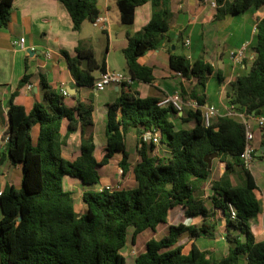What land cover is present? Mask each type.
<instances>
[{
    "label": "trees",
    "instance_id": "1",
    "mask_svg": "<svg viewBox=\"0 0 264 264\" xmlns=\"http://www.w3.org/2000/svg\"><path fill=\"white\" fill-rule=\"evenodd\" d=\"M15 0H0V27L11 21ZM69 11L73 27L80 31L85 21L102 15L99 0H60ZM173 0H117L121 21L132 24L139 6L152 4V16L142 30L128 35L123 49L126 71L134 80L155 81L154 67L139 58L160 46L173 23ZM205 1V0H200ZM213 19L222 21L264 6V0H216ZM254 59L244 60L248 70L239 73L226 88L227 99L249 114H264V17L257 19ZM179 34L178 40H182ZM108 51V47H107ZM70 70L80 86L94 87L95 70H106V55L99 62L93 47H77V55L63 51ZM248 53V52H247ZM247 55V54H246ZM83 58L88 59L84 67ZM171 70L191 82L181 86L184 97L206 102L209 78L221 69L203 57L191 60L185 53L170 51ZM27 76L21 84L27 82ZM118 97L108 104L102 158L95 155V98L77 97L69 107L65 96L43 81V99L32 109L14 100L9 103L6 150L13 164L22 167V184L6 187L0 195V264H127L122 250L127 245L129 228L133 241L144 231H156L168 222L170 212L180 207L188 217L201 216L198 223L170 224L168 233L148 240L135 264H264V240H258L251 220L261 211L256 191L257 179L241 160L246 145V126L235 117L219 116L206 126L201 108L189 109L184 121L195 120L191 128H178L172 120L178 115L173 106H159L160 98L143 97L131 85L121 84ZM66 124V127H64ZM81 131L80 152L75 159L64 156L62 146L69 136ZM255 133V155L264 146V128ZM136 134L137 160L132 164L127 149V134ZM146 131L160 132L165 153H155L157 144L145 141ZM259 143H256V137ZM123 153L119 162L123 174L131 173L136 185H121L109 190L85 189L86 209L76 210L73 192L65 188V177L78 178L85 185L101 181V168L110 163L115 152ZM216 154L210 167L206 157ZM263 157V155L261 156ZM215 160L226 169L212 178ZM208 186L212 194H200ZM210 203V205L207 204ZM223 222L228 252L216 258L202 248L199 238L215 239ZM186 237V242L181 239Z\"/></svg>",
    "mask_w": 264,
    "mask_h": 264
},
{
    "label": "crops",
    "instance_id": "2",
    "mask_svg": "<svg viewBox=\"0 0 264 264\" xmlns=\"http://www.w3.org/2000/svg\"><path fill=\"white\" fill-rule=\"evenodd\" d=\"M99 1L100 6L103 10L102 15L107 19L105 29H101L106 34L109 40L107 51L108 55L106 56V68L112 70L126 71L127 62L123 53V49L128 44V35H133L136 32L142 30L143 27L149 22L152 16V4L151 2H148L144 5L139 6L136 10V18L134 23L124 24L121 21L117 0ZM197 1L200 0L172 1V10L174 12V15L173 23L169 32L166 34V37L163 39L162 43L158 48L151 50L149 53L139 58V62L141 64H149L153 66L155 74V81L153 83L135 80L131 85L132 90L139 91L141 96H156L162 99L167 93L175 92L177 90H180L182 92V85L187 88H192L191 82L188 81L190 85L189 86L186 82L187 79L183 78L178 73L170 69L168 57L170 51L178 53L175 49L172 48L171 45L177 41H180L178 40L179 34H182V36L187 34V30L192 23L195 24V26L193 28H189V30L194 31L197 27V23L207 24L209 22L207 17L203 18L202 21H200L201 14H199V17L198 14H192V6H194L195 2ZM212 1L214 0H205L200 2H209V4L213 7ZM206 8L207 7L205 6L204 9ZM253 12V18L256 19L257 23L258 18L264 17V6L259 9L255 8ZM214 13L215 12H213L210 16V21H215L219 23L226 22L230 19L229 15L226 19L222 21H216L213 19ZM197 19L199 21H197ZM85 22L83 23L80 31L75 30L73 27L71 15L67 10L66 6L60 0L14 1L11 21L9 25L0 27V135L7 128V118L10 101L14 100L15 102L23 104L27 110L32 109L36 102L41 101L43 99V81L48 82L51 86L54 87V89L58 93H61V89H66L68 91V94L64 95V100L69 107L76 106L78 96L87 98L89 95L92 94L93 91L97 93V95L100 93V91H96L94 87L92 88L80 86L76 82L70 70L68 59L63 53V51L66 50L71 56L77 55V47L80 42H82L84 46L86 45L95 49L93 43L89 41L91 38L90 35L85 32ZM240 22H242L243 24V27L241 29L243 33L238 39V42L240 44L236 49L240 48L246 42L251 43V40L249 39V37H247L250 31L253 35L252 40H255L256 38V32L254 31L255 27L251 25L250 19L241 18ZM217 23L213 25H216ZM220 32L221 31L219 29L210 30L207 37L211 40V42H213L211 44L216 45L217 39H219L218 34ZM115 35L119 39V41L114 40ZM194 35L195 34H193V36ZM187 38L191 39V37ZM20 39L25 40L24 46L14 44L15 40ZM192 44L193 40L191 39L190 47H184L185 54L189 55ZM111 46L115 48V51H121L123 55L122 61L118 65H113L111 63ZM30 49L33 50V52L29 51ZM48 50L51 52L50 57L46 55V52ZM162 52H165V55L162 54ZM210 52L220 53V68L214 62L212 63L214 64L217 70L221 69L223 71L225 79H223V81L221 82L219 81L220 88L222 89V85L225 81L232 80L235 77L233 76V72H230V65L226 67L227 73L226 70L222 68V62H227L226 64H228L229 62V60L224 59V52H220L219 48H215ZM189 56L191 60H195L196 58H198L195 53L194 59H192L191 55ZM246 56L250 59H247L248 61H252L254 59L255 53L253 48L251 52L248 51ZM204 57L207 59V56ZM231 63L234 66H239V68L246 69V71L248 70V66L246 65L247 61L245 60H243L240 64H234L232 61ZM101 73L102 71L98 75L95 74L96 77L99 78ZM215 74L217 76V73ZM215 74H213L212 76H214ZM24 76H27L28 80L24 84H21V80ZM28 83L33 84V89L30 90L27 88ZM107 88L109 89V95L107 96L106 103L108 105L110 102H113L118 97L120 86L109 85ZM107 88L105 90H107ZM198 91H201V94H206V102L212 104L216 103L215 101H210V98L207 96L205 90H202L201 88L199 90L198 88ZM221 92L222 94L215 105L218 104V107L224 108L226 103L224 102L222 96L224 93H226L227 95V92L226 89H222ZM190 99L194 98L191 97ZM95 105L96 110L94 132L98 116V106L96 101ZM178 115L181 116V114ZM174 117L175 115L172 116V120L174 119ZM96 134L97 133H95V135ZM95 138L97 142L95 155L100 160L105 151L104 139L98 138V136H95ZM80 146L81 131L79 129L73 132L67 139L66 143L63 144L62 150L64 156L68 159H75L80 152ZM160 148L161 146L158 148L159 154L161 153ZM260 148L261 151H258L255 155V161L252 166V171L257 179L259 186L258 190L256 191V194L261 202V211L256 217L251 220V225L256 234L257 239L264 240V235L261 232L262 228L264 227V146ZM164 151L167 152V148H164ZM257 154L258 156L259 154H262L263 157L258 159ZM122 158V152H115L110 162L114 161L117 164L118 172L116 177H106L103 175L101 177L102 184L98 187L94 185V189H101L104 185L121 186L123 185V183H125L127 177L131 173H128L126 175L121 173L122 168L120 167L119 162L122 160ZM134 162L135 161H132V164H134ZM10 163L11 161L8 158V151L4 147L0 148V191H3L6 187L12 184L16 185L15 181L12 178L15 174V168H13V166L10 167ZM15 167H17L18 169L22 168L20 164H17V166ZM8 168L10 172L9 174L6 173ZM223 172L224 170H222L221 174ZM257 174L260 176V180L257 177ZM67 179L68 176L65 177V180ZM115 180L116 182L113 183ZM73 186L74 185L71 182H69L68 185L65 184V188L70 191ZM84 187L85 189L90 188L87 186ZM79 193H81L82 198L83 191ZM211 194V189L206 186L204 191L200 195L203 198H208V196H210ZM81 209V211H78V209L76 210L79 213H82L86 209V204H83ZM1 217L2 211L0 207V219ZM200 221L194 220L191 223H198ZM222 226L224 229L223 222ZM260 233L261 236H259Z\"/></svg>",
    "mask_w": 264,
    "mask_h": 264
},
{
    "label": "rangeland",
    "instance_id": "3",
    "mask_svg": "<svg viewBox=\"0 0 264 264\" xmlns=\"http://www.w3.org/2000/svg\"><path fill=\"white\" fill-rule=\"evenodd\" d=\"M209 2L204 3V2L197 1V2H195V5L192 6V14L193 15L198 14V17H199V14H201V20L200 21H202L203 18L207 17L209 22L207 24L197 23V27L194 31L189 30V28H193L195 26V24L192 23L187 30V34L183 35V39L175 42L171 46L178 53H184L185 52L184 47H190V46H187L185 44V39L187 37H191V39L193 40V44L191 45L189 55L192 56V59H194V53L198 57L205 58L204 56H207V59L209 61L214 62L220 68V63H219V60L221 59L220 53L219 52H216V53L210 52L211 50H213L215 48H219L220 52H224V54H223L224 59L229 60L228 64H226L227 62H222V68H224L226 70V67L228 65H230V72L231 73L233 72V76L235 77L237 75V73L245 72L246 69L239 68V66H234L231 63L232 59L230 56V52L233 49H236L238 47V45L240 44L238 42V39L241 37V35L243 33L241 30L243 27V24H242V22H240V19L241 18H248L251 21L250 22L251 25L254 27L256 26V19L253 18V14H254L253 11L255 8H251L249 11L241 13V14L230 15L229 16L230 19L228 21L217 23L215 21H210V16L212 15L213 12H215L216 7H214V6L212 7L209 4ZM205 6L207 7L206 9H204ZM197 21H199V20L197 19ZM215 23H217V24L213 25ZM84 26H85V32H87L91 37L89 41H91V43H93V45L96 49V50L94 49V51L96 52L95 56L97 57V60L99 62H101L103 60L104 56L108 55L107 47L109 44V40H108L106 34L101 30V28L95 27L92 22L86 21ZM212 29H219L221 31L218 34L219 39H217L216 45L211 44L213 42H211V40L208 39V37H207L208 33ZM191 32L195 35L193 36V34ZM247 37H249V39L251 40V43H250L251 45L248 49V51L251 52L252 48H253V44L255 43V40L254 39L252 40L253 35L251 34V31L248 33ZM114 40L119 41V39L116 37V35L114 36ZM116 48H117V46H116ZM111 49H112L111 55H110L111 63L113 65H118L122 61L123 55H122L121 51H115V48L113 46H111ZM187 52H188V50H187ZM162 54L165 55V52H162ZM246 58L248 60H250L249 57L246 56ZM121 70H123V69H121ZM100 72H101L100 69L95 70L96 75H98ZM226 73H227V70H226ZM219 81L220 80H218V78L215 74L214 76H211L209 78L208 84L205 88V91L207 93V96L210 98V101H215L216 103L222 94V92H221L222 89L220 88ZM186 82L189 85L188 80H186ZM199 90H200V88H199ZM93 94H94V98H95V101L97 102V106H98V113H97L98 116H97L95 133H97L96 136H98V138L105 139V137H106L105 136V125H106V121H107V109H108V105L106 103H107V96L109 95V89L107 88V90H105V91H100V93L98 95H97V93H95L93 91L92 95ZM222 97H223L224 102L227 103L228 99H227L226 93H224ZM189 100H190V98L186 96L185 101L188 102ZM189 109H195V108H193L187 104L185 107V112H186L185 116L187 115V111ZM173 121L178 128H180V127L191 128L195 125V120L184 121L179 115H175ZM251 122H252V128H255L257 131L260 128V126L254 120ZM126 141H127V149L131 152V159H132V161H136L138 158V154L136 151V134H135L134 130H131L127 134ZM256 143L257 144L259 143V137L258 136L256 137ZM160 146L162 148V149L160 148L161 153H165L166 151H164V148H166V146L164 144H160L159 147ZM261 156H262V154H259V156L257 154L258 159H260ZM14 165L17 166V164L10 163V167L13 166V168H15V174L13 175L12 178L15 181L17 187H21V184H22V168L18 169ZM225 169H226V165L224 162H221L219 160H215V162L213 164L212 178L218 177L221 174L222 170H225ZM117 172H118L117 164L114 161L110 162L108 165L103 166V168L101 170L102 176L104 175L106 177H116ZM6 173L7 174L10 173L9 168L7 169ZM121 177H123V176H121ZM257 177L259 178V180L261 179L258 174H257ZM69 182H71L74 185L71 188V191L73 192V198H74L75 206H77L76 209H78V211H81L82 205L85 203H83V200L81 198V193H79V192H82L85 190L84 186L90 187L92 189H94L95 186L85 185L84 183H82V181L80 179L75 178V177H71V176H68V179L65 180V184L68 185ZM115 182H116V180L113 183H115ZM101 184L102 183L100 181L96 186L98 187ZM123 185L128 186V187H132V186L136 185L135 179L132 176V174H129L125 183H123ZM207 204L210 205V203H208V202H207ZM194 220L200 221L201 217L200 216L195 217V218L188 217L185 215L182 208L177 207L170 212L167 223H162L161 225H159L156 231L151 230V229L144 231L143 233H141L137 237L136 241H133L134 228L130 227L127 245L122 250L123 254L126 256L127 264H135L136 256L140 252L145 251L148 240H150L152 237L160 238V237L166 235L168 233L170 224H172V223L178 224L180 222L191 223ZM224 234L225 233H224V229L222 226V222H220L219 228L217 229V237L215 239L199 238L198 243L202 248L211 250L213 252L212 254H214V256L216 258H221L222 256H224L228 252V249H229V242L224 237ZM259 236H261V233ZM186 240H187L186 237H184L181 239V242L184 243V242H186Z\"/></svg>",
    "mask_w": 264,
    "mask_h": 264
},
{
    "label": "built area",
    "instance_id": "4",
    "mask_svg": "<svg viewBox=\"0 0 264 264\" xmlns=\"http://www.w3.org/2000/svg\"><path fill=\"white\" fill-rule=\"evenodd\" d=\"M212 5L214 7L217 6V1H212ZM106 18L101 15L93 22V25L95 27H99L102 30L106 27ZM255 32L257 31V26H255ZM25 40H15V45H21L24 46ZM185 44L187 46H190L191 39L186 38ZM250 47V42L244 43L240 48L233 50L230 53L232 62L234 64H240L244 60V57L246 56L248 49ZM46 55L48 57L51 56V52L48 50L46 52ZM135 80L132 78L131 74L127 71H119V70H112L109 68H106V70L102 71L99 78L96 79L94 83V88L96 91H103L105 90L109 85H121V84H127L132 85ZM231 80H227L223 83L222 89L225 90L227 88V85L230 83ZM28 89H33V84L28 83L27 84ZM61 94L67 95L68 91L66 89H61ZM190 105L193 108H201L202 110V116L203 120L206 126H210L212 121L219 117V116H230L235 117L241 120L245 126H246V145L244 150L241 153V160L243 165L246 168L252 169V166L255 161V147L253 145V141L255 139V133L252 129V122L255 121L258 123V125L262 128H264V114L262 115H256V114H249L247 108H239L233 103L227 102L224 106V108H220L215 104L205 102L204 104H200L197 99H190L188 102L185 101V97L182 94L180 90H177L175 92L167 93L165 97L160 99L158 102L159 106H173L174 110L177 114H183L185 111L186 105ZM143 139L145 141H153L157 144V148L155 149V153L157 154L159 151V145L161 144V134L157 131H146L143 133ZM10 139V135L7 132V130H4L0 135V148L4 147L7 148L8 141ZM123 170H121V173ZM120 187V185H104L102 188H106L109 190H114L116 188ZM101 188V189H102ZM2 194V191H0V195ZM262 234L264 235V227L261 230Z\"/></svg>",
    "mask_w": 264,
    "mask_h": 264
},
{
    "label": "water",
    "instance_id": "5",
    "mask_svg": "<svg viewBox=\"0 0 264 264\" xmlns=\"http://www.w3.org/2000/svg\"><path fill=\"white\" fill-rule=\"evenodd\" d=\"M29 51L33 52V50H31V49ZM83 61H84V67H86L88 65V59L83 58ZM215 156H216V154H213L210 157H206V160L209 162L210 167L212 166V160H213V157H215Z\"/></svg>",
    "mask_w": 264,
    "mask_h": 264
}]
</instances>
